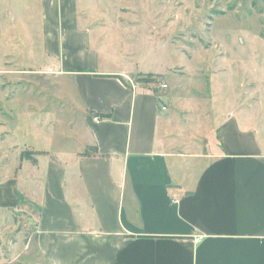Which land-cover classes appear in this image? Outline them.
Here are the masks:
<instances>
[{"label": "crops", "instance_id": "obj_1", "mask_svg": "<svg viewBox=\"0 0 264 264\" xmlns=\"http://www.w3.org/2000/svg\"><path fill=\"white\" fill-rule=\"evenodd\" d=\"M86 11L78 0H38L17 28L1 13L0 50L21 43L4 37L16 29L40 36L49 61L39 72L74 86L68 97L81 135L75 146L23 144L0 182V210L33 221L38 252L50 264H264V143L251 121L229 113L210 149L194 150L201 141L195 131L187 135L190 127L181 138L171 133L174 94L134 76L159 75L171 88L170 81L104 66L91 30L101 21ZM45 119L34 130L47 131ZM12 127L8 138L25 130ZM88 147L98 154L79 156ZM23 150L35 164L20 161Z\"/></svg>", "mask_w": 264, "mask_h": 264}, {"label": "rangeland", "instance_id": "obj_2", "mask_svg": "<svg viewBox=\"0 0 264 264\" xmlns=\"http://www.w3.org/2000/svg\"><path fill=\"white\" fill-rule=\"evenodd\" d=\"M36 4L38 0H0V17L5 12L7 20L2 21L17 28L25 8ZM78 7L87 10L88 19L101 21L91 30L104 66L161 73L170 81L164 92L176 97L170 114L178 117L170 124L171 133L179 130L181 138L190 127L187 135L195 131L201 141L194 150L210 149L229 113L240 122L251 121L264 143V0H78ZM15 32L5 39L21 43L10 52L0 50V182L18 165L23 144L45 150L75 146L81 135L80 116L70 101L74 86L40 74L49 61L42 55L40 36ZM31 46L32 51L27 49ZM44 118L47 131L34 130V123ZM15 125L25 130H11L8 138ZM13 146L19 147L10 150ZM35 231L26 215L0 210V264H50L38 252Z\"/></svg>", "mask_w": 264, "mask_h": 264}, {"label": "trees", "instance_id": "obj_3", "mask_svg": "<svg viewBox=\"0 0 264 264\" xmlns=\"http://www.w3.org/2000/svg\"><path fill=\"white\" fill-rule=\"evenodd\" d=\"M161 76L159 75H153V74H147V75H137V80L136 82L139 83H144V84H148V83H153L154 85L158 84L156 81L157 79H160ZM121 79V78H120ZM121 81L124 83V81L121 79ZM43 152H35L34 154H42ZM33 153H30L28 151H24L21 153L20 159L26 160V161H30L32 164L36 163V160L33 158L32 156ZM98 151L95 147H88L83 153L79 154V156L81 157H90V156H94L97 155Z\"/></svg>", "mask_w": 264, "mask_h": 264}, {"label": "built area", "instance_id": "obj_4", "mask_svg": "<svg viewBox=\"0 0 264 264\" xmlns=\"http://www.w3.org/2000/svg\"><path fill=\"white\" fill-rule=\"evenodd\" d=\"M156 87H157L158 90H161V91H165L168 88L167 84H165V83H163L161 81L156 85ZM162 109L165 110L164 107ZM195 241L199 242L200 241V237L195 238Z\"/></svg>", "mask_w": 264, "mask_h": 264}]
</instances>
